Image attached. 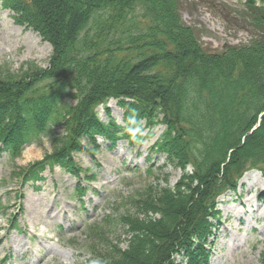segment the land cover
Masks as SVG:
<instances>
[{"label": "trees", "instance_id": "1", "mask_svg": "<svg viewBox=\"0 0 264 264\" xmlns=\"http://www.w3.org/2000/svg\"><path fill=\"white\" fill-rule=\"evenodd\" d=\"M252 1L239 15L251 38L212 51L182 20L185 0H0V10L51 48L44 68H0V153L18 157L43 137L54 146L28 167L25 183L39 191L54 166L93 179L97 172L73 152L94 158L87 145L97 148V137L113 151L119 138L134 145L157 126L150 150L181 168L172 186L141 200L126 247L99 264H209L205 245L221 219L219 196L239 197L248 171L264 175V9ZM110 98L120 122L109 116ZM73 189L76 198L85 191Z\"/></svg>", "mask_w": 264, "mask_h": 264}, {"label": "rangeland", "instance_id": "2", "mask_svg": "<svg viewBox=\"0 0 264 264\" xmlns=\"http://www.w3.org/2000/svg\"><path fill=\"white\" fill-rule=\"evenodd\" d=\"M209 1L217 6L185 0L180 10L182 20L198 30L203 47L219 51L224 44L249 40L252 31L241 19H235L246 0ZM252 2L264 9V0ZM49 58L47 43L14 21L7 10H0L3 71L20 73L31 63L44 68ZM32 89L39 91L42 84ZM105 106L109 116L120 122L116 100L109 99ZM96 110L106 121L104 106ZM6 124L2 121V126ZM161 130V126L155 127L153 137L134 145L119 138L113 151L107 150L110 143L100 138L95 142L97 148L84 143L95 150L94 158L86 151L73 152L72 157L82 168H92L96 176L91 179L89 173L76 179L55 166L42 174L39 191L22 176L31 164L53 152L47 137L26 147L18 157L0 153V264H99L114 260L127 245L129 222L143 215L141 200L161 187L172 186L181 175V168L167 164L163 156L150 150ZM77 184L86 190L80 196L83 202L75 197ZM238 195L226 193L218 198L223 201L221 214L228 219L207 239L209 264H264V176L257 170L246 172L238 181Z\"/></svg>", "mask_w": 264, "mask_h": 264}]
</instances>
